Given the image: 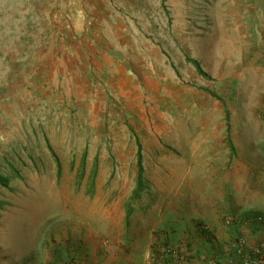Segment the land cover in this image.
Segmentation results:
<instances>
[{"label": "rangeland", "instance_id": "obj_1", "mask_svg": "<svg viewBox=\"0 0 264 264\" xmlns=\"http://www.w3.org/2000/svg\"><path fill=\"white\" fill-rule=\"evenodd\" d=\"M256 216L264 0H0V264H208Z\"/></svg>", "mask_w": 264, "mask_h": 264}, {"label": "trees", "instance_id": "obj_2", "mask_svg": "<svg viewBox=\"0 0 264 264\" xmlns=\"http://www.w3.org/2000/svg\"><path fill=\"white\" fill-rule=\"evenodd\" d=\"M251 219L253 220L252 231H255V232L261 234L260 235L261 238L254 242V243H259L260 241L264 240V230H263L262 225H260V222H259L260 217L256 216V217H253ZM197 230L199 231V233L202 236H204L208 240V242L211 245H214V235L210 232V230L207 227L201 228V226L198 225ZM240 239H243V238L241 236H237L235 238V241H239ZM235 241H233V242H235ZM233 242H230L229 246ZM251 242H253V241H251ZM210 254L211 255L208 256V264H210L209 262L211 260H214L216 262L215 264H239L242 261L243 257L245 255H248L249 253H247V251H245L243 254L239 253L237 251V249H235L233 247H231L227 251L225 250V248L217 247V248H215V250H211ZM52 256L54 258L53 261L56 263H54L52 261L51 264H58L59 263V261H58L59 256H61V258H63L62 250L61 249H54V251L52 252ZM62 263H66V260L62 259ZM68 263L70 264V262H68Z\"/></svg>", "mask_w": 264, "mask_h": 264}, {"label": "built area", "instance_id": "obj_3", "mask_svg": "<svg viewBox=\"0 0 264 264\" xmlns=\"http://www.w3.org/2000/svg\"><path fill=\"white\" fill-rule=\"evenodd\" d=\"M231 247L237 249L239 253L247 251L248 255H245L239 264H264V240L259 243H248L245 239L233 242L227 249ZM215 264L214 260L209 262Z\"/></svg>", "mask_w": 264, "mask_h": 264}]
</instances>
